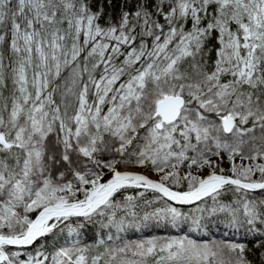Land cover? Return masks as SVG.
Returning a JSON list of instances; mask_svg holds the SVG:
<instances>
[{"label":"snow or ice","instance_id":"1","mask_svg":"<svg viewBox=\"0 0 264 264\" xmlns=\"http://www.w3.org/2000/svg\"><path fill=\"white\" fill-rule=\"evenodd\" d=\"M0 264H264V0H0Z\"/></svg>","mask_w":264,"mask_h":264}]
</instances>
